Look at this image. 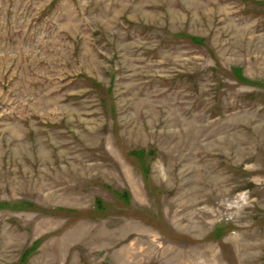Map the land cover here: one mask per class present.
I'll use <instances>...</instances> for the list:
<instances>
[{"label": "rangeland", "instance_id": "1", "mask_svg": "<svg viewBox=\"0 0 264 264\" xmlns=\"http://www.w3.org/2000/svg\"><path fill=\"white\" fill-rule=\"evenodd\" d=\"M0 264H264V0H0Z\"/></svg>", "mask_w": 264, "mask_h": 264}]
</instances>
